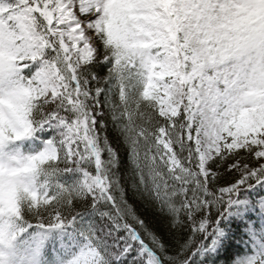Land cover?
Segmentation results:
<instances>
[{"label": "snow or ice", "instance_id": "snow-or-ice-1", "mask_svg": "<svg viewBox=\"0 0 264 264\" xmlns=\"http://www.w3.org/2000/svg\"><path fill=\"white\" fill-rule=\"evenodd\" d=\"M0 264H264V0H0Z\"/></svg>", "mask_w": 264, "mask_h": 264}]
</instances>
